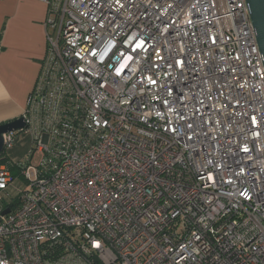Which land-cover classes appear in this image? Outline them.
<instances>
[{
    "label": "built area",
    "instance_id": "obj_1",
    "mask_svg": "<svg viewBox=\"0 0 264 264\" xmlns=\"http://www.w3.org/2000/svg\"><path fill=\"white\" fill-rule=\"evenodd\" d=\"M40 1L31 146L12 161L9 133L0 155V264H264L246 0Z\"/></svg>",
    "mask_w": 264,
    "mask_h": 264
},
{
    "label": "crops",
    "instance_id": "obj_2",
    "mask_svg": "<svg viewBox=\"0 0 264 264\" xmlns=\"http://www.w3.org/2000/svg\"><path fill=\"white\" fill-rule=\"evenodd\" d=\"M47 11L40 0L0 1V124L22 117L27 108L47 53L44 26ZM22 134L29 140L16 138L11 151L23 144L27 154L31 136ZM9 157L14 162L20 161L11 154ZM17 183L10 189L12 195L18 188Z\"/></svg>",
    "mask_w": 264,
    "mask_h": 264
},
{
    "label": "water",
    "instance_id": "obj_3",
    "mask_svg": "<svg viewBox=\"0 0 264 264\" xmlns=\"http://www.w3.org/2000/svg\"><path fill=\"white\" fill-rule=\"evenodd\" d=\"M246 4L264 64V0H246ZM25 128L26 121L23 116L0 124V155L5 152L4 135ZM10 211V209L5 210L3 215L9 214Z\"/></svg>",
    "mask_w": 264,
    "mask_h": 264
},
{
    "label": "rangeland",
    "instance_id": "obj_4",
    "mask_svg": "<svg viewBox=\"0 0 264 264\" xmlns=\"http://www.w3.org/2000/svg\"><path fill=\"white\" fill-rule=\"evenodd\" d=\"M16 138L21 140L23 138V134L17 132ZM23 140L28 141L29 139L25 140L23 138ZM25 147H26L25 145L20 144L19 146H17L15 150L8 152V155L11 154L12 158H17L18 160H22L23 158H25V155H26ZM17 184H18V187H22L23 185L25 186V181L23 179H20Z\"/></svg>",
    "mask_w": 264,
    "mask_h": 264
},
{
    "label": "trees",
    "instance_id": "obj_5",
    "mask_svg": "<svg viewBox=\"0 0 264 264\" xmlns=\"http://www.w3.org/2000/svg\"><path fill=\"white\" fill-rule=\"evenodd\" d=\"M13 174L14 176H17V173L13 170ZM18 206V203H16L13 207H17Z\"/></svg>",
    "mask_w": 264,
    "mask_h": 264
}]
</instances>
